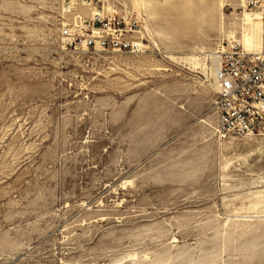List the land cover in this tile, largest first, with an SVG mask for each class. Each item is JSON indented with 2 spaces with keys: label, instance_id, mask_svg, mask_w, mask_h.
Returning a JSON list of instances; mask_svg holds the SVG:
<instances>
[{
  "label": "rangeland",
  "instance_id": "obj_1",
  "mask_svg": "<svg viewBox=\"0 0 264 264\" xmlns=\"http://www.w3.org/2000/svg\"><path fill=\"white\" fill-rule=\"evenodd\" d=\"M256 1L0 0V264H264V135L213 129L205 69ZM124 9L137 55L61 33Z\"/></svg>",
  "mask_w": 264,
  "mask_h": 264
},
{
  "label": "built area",
  "instance_id": "obj_2",
  "mask_svg": "<svg viewBox=\"0 0 264 264\" xmlns=\"http://www.w3.org/2000/svg\"><path fill=\"white\" fill-rule=\"evenodd\" d=\"M76 27L61 29L64 36L72 38L70 45L75 48L132 55L145 50L142 21L136 16L96 14ZM213 56L218 58L214 77L217 133L222 137L264 135V53H249L236 44L209 53L208 63Z\"/></svg>",
  "mask_w": 264,
  "mask_h": 264
},
{
  "label": "bare ground",
  "instance_id": "obj_3",
  "mask_svg": "<svg viewBox=\"0 0 264 264\" xmlns=\"http://www.w3.org/2000/svg\"><path fill=\"white\" fill-rule=\"evenodd\" d=\"M245 6H246V4H245ZM120 10H122V9H120ZM120 10H113L109 14H111L113 12H120ZM125 11L127 13V16H131V15H129V14H131V10H125ZM96 14H100L102 16H105L106 12L105 11H91V15L90 16H94ZM242 15L245 16V17L241 16L240 26H241V29L243 30V35H242L241 41L234 39V40L229 42V47L222 46L221 48L224 51H226L228 48H231L232 46H234L236 44H240L242 46L243 50L247 51L249 53H264V51H261V52L260 51H256V50H253V49H249L248 47L245 46V45H248V46H252L254 48H258L260 50L263 49L262 41L264 39V4L261 5L259 12L248 13L247 11H244V13ZM138 16L142 20L144 19L143 27L140 29L142 37L144 39L147 36L151 37V33H150V31H149V29L147 27L146 18L143 17L142 13H138ZM246 16H248V19H246ZM79 18H81V14L77 15V17L75 19H79ZM81 23H82V21H81ZM144 44H145V41H144ZM145 46H147V44H145ZM176 59H177V57H176ZM191 59H192V57H191ZM194 59L198 60L196 57ZM217 64H218V58H217V56H213L211 63H209L205 67V69H208V75L210 76V78H211V80H212L214 85H215L214 77H215V71H216V68H217ZM193 65H195V64H193ZM213 111H214V106H213ZM213 129L215 131H217V126H213ZM137 257H138V255L134 254V255H131L130 259H137ZM145 258L147 259L148 256H145Z\"/></svg>",
  "mask_w": 264,
  "mask_h": 264
}]
</instances>
